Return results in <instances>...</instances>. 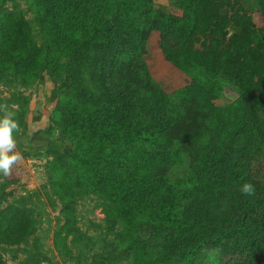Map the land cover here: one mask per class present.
<instances>
[{"label":"rangeland","instance_id":"rangeland-1","mask_svg":"<svg viewBox=\"0 0 264 264\" xmlns=\"http://www.w3.org/2000/svg\"><path fill=\"white\" fill-rule=\"evenodd\" d=\"M173 1L112 0L115 49L108 53L89 49L58 66L53 75L44 67L33 86L23 83L17 73L0 69V118L12 113L17 122L13 151L20 155L9 175L0 173V188L7 185L0 192V264H246L245 257L263 231L240 229L244 212L237 192L223 191L212 199L206 187L198 184L204 164L201 152L211 146H202L206 128L200 119L205 117L184 91L190 80L163 61L153 30V18L169 12ZM260 1L220 3L229 19L248 17L260 31ZM121 12H131V18L119 20L116 15ZM36 13L33 0H0V26L11 21L16 33L10 45L17 44V30L22 25L26 28L25 19L38 31L33 23ZM225 31L228 38L235 32L233 28ZM210 44L211 35H201L196 48L205 51ZM6 50L0 49V58ZM238 97L237 90L226 84L218 103L226 108ZM66 99L87 102L90 107L127 105L134 110L130 122L135 124L128 128L167 139L164 145L135 143L131 147L136 158L131 164L140 177L133 193L149 205L136 212L137 221H128L122 203L74 184L78 167L72 159L77 145L60 125ZM92 163L90 159L82 165L87 169ZM54 165L72 178L62 194L52 183ZM170 204L178 220L193 221L212 232V241L195 260L173 258L175 248L189 235L171 232L170 241L163 234L160 242L141 249L137 260L127 258L124 252L139 236L160 228V208ZM97 254L103 257L94 261Z\"/></svg>","mask_w":264,"mask_h":264},{"label":"trees","instance_id":"trees-1","mask_svg":"<svg viewBox=\"0 0 264 264\" xmlns=\"http://www.w3.org/2000/svg\"><path fill=\"white\" fill-rule=\"evenodd\" d=\"M33 1L37 32L32 21L25 19L26 28L22 25L17 30V44L10 45L8 42L16 36L11 21L0 26V49H7L0 58V69L17 73L29 87L38 82L44 67L53 75L58 66L89 49L108 53L117 46L110 19L112 0ZM260 3V31L255 30L248 17L229 19L220 0H174L169 12L153 18L163 61L190 80L184 91L196 100L198 113L205 117L200 119L206 128L202 146H211L201 152L204 164L198 184L206 187L212 199L223 191L237 192L244 212L240 229L245 233L263 231L245 257L246 264H264V0ZM116 16L126 22L131 12ZM230 28L235 32L228 38L225 29ZM206 34L211 35V44L199 51L198 39ZM226 84L234 87L239 97L224 108L218 100ZM88 104L66 99L60 123L65 136L77 145L72 159L78 167L74 184L91 189L112 203H122L123 215L135 222L136 212L141 211L142 205H149L133 193L132 186L140 177L131 164L136 159L131 147L135 143L164 145L167 139L162 134L128 128L135 125L130 122L132 107ZM90 159L93 163L85 169L82 164ZM55 167L51 171L52 183L62 194L72 178ZM245 183L252 185V194L241 191ZM6 189L7 185H3L0 192ZM160 213V228L148 236H139L124 252L127 258L137 260L139 251L160 242L163 234L170 241L171 232L189 235L175 248L173 258L195 260L198 252L212 241V232L193 221L178 220L173 204L162 205ZM102 257L97 254L93 260Z\"/></svg>","mask_w":264,"mask_h":264},{"label":"clouds","instance_id":"clouds-1","mask_svg":"<svg viewBox=\"0 0 264 264\" xmlns=\"http://www.w3.org/2000/svg\"><path fill=\"white\" fill-rule=\"evenodd\" d=\"M18 129L17 122L12 118V113L0 118V173L7 176L10 174L11 167L20 159V155L15 153V140L13 131ZM245 194H252L253 187L245 183L241 188Z\"/></svg>","mask_w":264,"mask_h":264}]
</instances>
